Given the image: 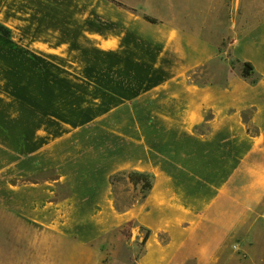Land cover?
Segmentation results:
<instances>
[{
    "label": "crops",
    "instance_id": "0c3cea01",
    "mask_svg": "<svg viewBox=\"0 0 264 264\" xmlns=\"http://www.w3.org/2000/svg\"><path fill=\"white\" fill-rule=\"evenodd\" d=\"M0 24V208L86 246L137 221L141 264H263L264 0H0ZM123 172L153 187L119 212Z\"/></svg>",
    "mask_w": 264,
    "mask_h": 264
},
{
    "label": "rangeland",
    "instance_id": "374dc122",
    "mask_svg": "<svg viewBox=\"0 0 264 264\" xmlns=\"http://www.w3.org/2000/svg\"><path fill=\"white\" fill-rule=\"evenodd\" d=\"M126 174L119 173L111 179L114 207L119 212L142 202L140 190L131 185ZM67 192L66 187L60 188L58 198ZM146 233L140 223L129 221L88 246L80 245L58 230L46 229L0 208V264H141L146 255ZM256 237L264 244V228L257 231ZM254 253L264 260V250Z\"/></svg>",
    "mask_w": 264,
    "mask_h": 264
},
{
    "label": "trees",
    "instance_id": "16d2710c",
    "mask_svg": "<svg viewBox=\"0 0 264 264\" xmlns=\"http://www.w3.org/2000/svg\"><path fill=\"white\" fill-rule=\"evenodd\" d=\"M144 19L151 23H157L155 19L149 18L148 16H145ZM0 34L6 38H10L12 35V31L8 27L0 24ZM252 74H253L252 65L249 63L243 64L242 76L244 78H248V77H251ZM126 176L129 179L130 183L135 188L140 187L142 199H145L153 187V177L149 174L140 173V172H130V173H127ZM149 234L150 232L147 231L144 241L148 240Z\"/></svg>",
    "mask_w": 264,
    "mask_h": 264
}]
</instances>
